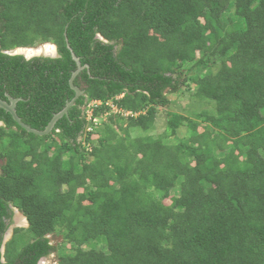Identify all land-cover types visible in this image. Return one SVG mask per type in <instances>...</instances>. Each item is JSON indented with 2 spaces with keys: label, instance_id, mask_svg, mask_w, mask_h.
<instances>
[{
  "label": "trees",
  "instance_id": "trees-1",
  "mask_svg": "<svg viewBox=\"0 0 264 264\" xmlns=\"http://www.w3.org/2000/svg\"><path fill=\"white\" fill-rule=\"evenodd\" d=\"M44 43L57 57L7 53ZM72 52L84 94L51 134L0 108V264H264V0H0V98L25 124L75 99ZM182 79L211 108L131 138Z\"/></svg>",
  "mask_w": 264,
  "mask_h": 264
},
{
  "label": "rangeland",
  "instance_id": "rangeland-1",
  "mask_svg": "<svg viewBox=\"0 0 264 264\" xmlns=\"http://www.w3.org/2000/svg\"><path fill=\"white\" fill-rule=\"evenodd\" d=\"M233 12V10H231ZM38 50L41 49L37 48ZM52 51H48L47 54H50ZM36 54V53H33ZM53 55L55 54V50L54 53H52ZM32 55V54H31ZM216 72V70H215ZM185 78H188V76H190V74L188 75L186 72L184 73ZM184 81V82H183ZM181 82L183 84H181V87L179 89L178 93H170V91L167 93L169 94V99L171 100V105L167 106L165 108H160V113L157 115V123L155 125V127H153L151 130L148 131H143L139 128H132L130 129V137L131 138H139V137H144V136H158L159 134L163 133L164 130L168 129V125H167V113H179L181 115H183L185 118H195V114H199L202 113V111H204L205 109L211 108V106L208 104L206 105V102H203L205 104H200L197 99L194 98V93L196 90V86L194 84V81H192L191 79L188 80V83L185 82V79H182ZM93 104V103H92ZM91 104V106H92ZM109 104H111V102H109ZM100 105V104H99ZM118 110L116 107L112 108V111H109L108 113H106L103 117H99L97 119L94 120H90V116L92 115V111L88 112V122L91 123L93 122V124L95 126H97V128H103L106 129L104 131L107 130V124L111 123L110 122V117L112 114H117ZM122 114V112H121ZM127 112H123L122 116L126 118H128V116L131 115H127ZM136 116V115H133ZM126 122H124L125 124ZM91 130V129H90ZM101 130V129H100ZM190 131L188 129V127L183 128L182 130V136L184 137V134L186 135V133ZM92 147V146H91ZM94 147V145H93ZM179 190H174L173 194L178 193ZM18 210V209H17ZM19 211V210H18ZM25 216L20 213H16L15 215V224L14 225H19L17 226V228L19 227H24V223H25ZM52 237V236H51ZM64 238L61 235H58L57 237L53 238V243L55 245H60V246H65V242H63ZM29 241V232L27 233V235H22L20 236V239L17 241V247L19 249H21L23 247V244L25 242ZM67 246V245H66ZM58 254L54 253L52 254L50 257L46 258L45 260H43L42 264H58L59 263V258H58Z\"/></svg>",
  "mask_w": 264,
  "mask_h": 264
},
{
  "label": "water",
  "instance_id": "water-1",
  "mask_svg": "<svg viewBox=\"0 0 264 264\" xmlns=\"http://www.w3.org/2000/svg\"><path fill=\"white\" fill-rule=\"evenodd\" d=\"M68 47H70L69 43H68ZM25 48H21V49H17L13 52H10L9 54L11 55H23L24 57H26L27 59H32L34 57H39L40 54H33L31 56H27L23 50ZM71 50V49H70ZM72 51V50H71ZM56 54L54 55H47L45 54L44 56L46 57H57L58 55V52L55 51ZM72 55H73V58L74 60L77 62L78 64V71L74 73L72 79H71V84L74 88V90L76 91L77 95L75 97L74 100L70 101L67 103L66 107L64 108V110H62L59 114L55 115V117L53 118V120L48 124V126L46 127V129L44 131H40V130H36L32 127H30L29 125L25 124L23 122V120L19 117L18 113H17V104L18 102L20 101V99H14L12 97H10V101L7 102L3 99L0 98V108L4 109L5 111H7L8 113H10L14 120L22 127L24 128L27 132L29 133H32V134H35V135H38V136H46V135H49L51 134V132L54 130L55 128V125L56 123L59 121L60 118H62L64 115H68L69 114V109L75 104L76 100L84 94L83 91H81L79 88L75 87L73 85V82L76 78V76L81 72L83 71L85 68H88V66H83L82 63H81V59L78 58L73 52H72ZM16 210V213H19V211L17 209ZM21 213V212H20ZM25 218V223H24V227H28L29 226V223ZM17 226L19 225H12L8 232L6 233V236H5V240H4V244H3V247H2V253L5 254V249H6V244L13 238L14 236V232H15V229L17 228Z\"/></svg>",
  "mask_w": 264,
  "mask_h": 264
},
{
  "label": "clouds",
  "instance_id": "clouds-1",
  "mask_svg": "<svg viewBox=\"0 0 264 264\" xmlns=\"http://www.w3.org/2000/svg\"><path fill=\"white\" fill-rule=\"evenodd\" d=\"M99 38L100 39H104L103 37H101L100 35H99ZM47 44H52V43H44V44H41V45H39V46H37V47H33V48H25V49H34V48H40V47H42V46H45V45H47ZM52 45H54V47H55V51H57L58 52V49H57V46L55 45V44H52ZM17 49H21V48H17ZM17 49H15V50H17ZM15 50H13V51H15ZM13 51H10V52H13ZM10 52H7L8 54L10 53ZM56 54V53H55ZM11 55V54H10ZM45 54H40V56L39 57H46V56H44ZM47 55H50V54H47ZM51 55H53V54H51ZM26 58V57H25ZM35 58V57H34ZM27 59V58H26ZM121 98V97H120ZM102 105V102L101 101H95V102H93V104H92V106L91 107H94V106H100V105ZM108 105H112V103L111 104H109L108 103ZM113 108H114V106H113ZM127 115H131V116H133V114L131 113V112H129ZM3 124L2 123H0V126H2ZM46 258H43L41 261H40V263L39 264H42L43 262V260H45Z\"/></svg>",
  "mask_w": 264,
  "mask_h": 264
},
{
  "label": "bare ground",
  "instance_id": "bare-ground-1",
  "mask_svg": "<svg viewBox=\"0 0 264 264\" xmlns=\"http://www.w3.org/2000/svg\"><path fill=\"white\" fill-rule=\"evenodd\" d=\"M52 51L50 53V55L52 53H54L55 47L52 44H47L45 46H42L40 50H38L37 48L34 49H24L23 52L27 55V56H31V54L33 55V53L36 54H47L48 51Z\"/></svg>",
  "mask_w": 264,
  "mask_h": 264
}]
</instances>
